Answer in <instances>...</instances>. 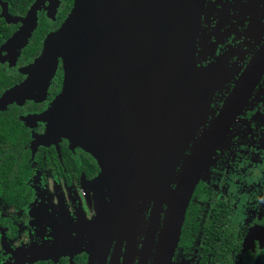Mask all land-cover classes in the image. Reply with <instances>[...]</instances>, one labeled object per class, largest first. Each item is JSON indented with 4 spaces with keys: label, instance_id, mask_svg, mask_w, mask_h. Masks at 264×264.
<instances>
[{
    "label": "water",
    "instance_id": "obj_1",
    "mask_svg": "<svg viewBox=\"0 0 264 264\" xmlns=\"http://www.w3.org/2000/svg\"><path fill=\"white\" fill-rule=\"evenodd\" d=\"M57 2L34 0L24 17H13L0 0V18L7 25H19L0 46L1 65L16 64L36 28L37 13L49 3L45 9L49 16ZM205 5L206 0H73L61 27L46 36L40 55L20 70L26 79L0 96V112L14 103L22 106L29 100L41 102L58 59L62 61L64 77L57 99L45 113L21 120L27 126L29 122L46 123L45 133L34 137L33 147L68 138L102 167L101 175L91 185L92 189H101L100 185L110 189L111 206H102V210L109 209V214L101 231L94 229L98 221L92 225L98 232L87 249V264L105 263L112 239L120 236L124 226L127 238H134L140 216L138 202L143 197L146 204H153L151 236L155 216L166 202L153 261L165 264L162 259L176 245L201 170L264 73V55L257 56L176 177L194 132L202 124L196 107L202 106L207 96L204 86L209 73L197 68L195 60L196 35ZM152 65L153 82L168 77L169 85L161 102L150 97L131 135V93L138 95ZM90 78L93 101L87 92Z\"/></svg>",
    "mask_w": 264,
    "mask_h": 264
},
{
    "label": "flooded vegetation",
    "instance_id": "obj_2",
    "mask_svg": "<svg viewBox=\"0 0 264 264\" xmlns=\"http://www.w3.org/2000/svg\"><path fill=\"white\" fill-rule=\"evenodd\" d=\"M57 1L49 16L45 11L49 3L37 13L34 32L39 15L51 24L57 23L44 36L40 53L46 36L58 31L72 9L73 0L67 10L63 0ZM11 26L16 27L14 32L19 28ZM33 33L14 66L0 64L17 76L14 85L26 79L20 70L40 55L31 60L20 59ZM261 55H264V0H206L196 35L195 60L197 68L209 73L204 86L208 94L207 115L194 144L190 143L178 165L176 177L229 100L236 83L255 57ZM63 77L62 61L58 59L41 102L29 100L22 106L9 105L17 108L14 117L24 129L22 166L28 174L24 186L15 189V193L0 189V264H87V249L98 232L92 225L96 221L101 223L109 214V209L102 210V206H111L110 189L103 185L101 189H92L91 185L102 173L99 162L68 138L33 147L34 137L45 133L46 123L29 122L27 126L21 120L49 110L61 93ZM229 140L230 146L226 147ZM3 143L0 138V145ZM139 205L145 206L147 212L139 216L132 243L124 226L120 236L112 239L104 264H153L166 202L162 203L158 217L155 216L152 236L153 204H146L143 197ZM162 261L264 264V73L201 170L188 199L176 245Z\"/></svg>",
    "mask_w": 264,
    "mask_h": 264
},
{
    "label": "trees",
    "instance_id": "obj_3",
    "mask_svg": "<svg viewBox=\"0 0 264 264\" xmlns=\"http://www.w3.org/2000/svg\"><path fill=\"white\" fill-rule=\"evenodd\" d=\"M8 5L9 14L12 16H24L29 6L34 0H1ZM70 6L71 0H63ZM60 20V19H59ZM58 20V21H59ZM57 27V23L51 24L46 21L43 15H39V22L36 31L33 33L32 40L27 48L24 49L20 57L21 61L31 60L37 57L41 50V43L50 30ZM15 26L7 25L0 18V46L12 35ZM18 81L17 76L11 71L5 70L0 65V96L4 91L12 87ZM16 107H7L0 112V138L4 143L0 145V189H10V193H15V189L24 186L27 172L22 166L23 147L26 146L24 129L20 125L16 114ZM21 129V130H20ZM23 131V132H22ZM20 157V161H17Z\"/></svg>",
    "mask_w": 264,
    "mask_h": 264
},
{
    "label": "rangeland",
    "instance_id": "obj_4",
    "mask_svg": "<svg viewBox=\"0 0 264 264\" xmlns=\"http://www.w3.org/2000/svg\"><path fill=\"white\" fill-rule=\"evenodd\" d=\"M208 7L209 9H211V3L208 4ZM127 44L129 45V47L132 48L133 46L132 42H129ZM129 53L130 52L128 50V54ZM91 72H93V70H91ZM154 73H155V68L152 65L147 69L144 75V79L142 82L143 85L139 89L138 95L136 93H133V94L131 93V99L129 102V106H130L129 129H130L131 135L135 133V131L137 130L139 126L140 121L142 120L141 112L143 111V108L146 106L147 102L150 101L151 98H152L151 100H156V101L161 102L163 99L164 89H166V87L169 85L168 77L165 80L159 77L157 80H155V82H153ZM92 78H93V75H92ZM91 82H92V79L90 78L89 84L87 85V92H88L89 99L93 101L95 93L93 91V84H91ZM138 87L139 86H137V88ZM151 90L153 92V96L150 94ZM90 105H93V104L90 103ZM207 105L208 104L204 101V104H202V106L196 107V110L199 112L198 118L202 121L201 122L202 124L204 122V118L207 115L206 108H205V106L207 107ZM194 112L196 114V111ZM125 120H126V117H125ZM202 124L201 126H198L197 131L194 132V139H195L197 132L201 130ZM154 134H157V133L155 132ZM231 135H232V132L229 133L228 137H230ZM156 141L157 142L159 141L157 137H155V142ZM193 144L194 142L192 143V145ZM225 145L226 147L230 146V140L226 141ZM145 160L146 158H143L142 162L145 163L146 162ZM156 161H158V159H156ZM137 212L139 215L143 216L144 213L147 212L146 207L139 205Z\"/></svg>",
    "mask_w": 264,
    "mask_h": 264
},
{
    "label": "bare ground",
    "instance_id": "obj_5",
    "mask_svg": "<svg viewBox=\"0 0 264 264\" xmlns=\"http://www.w3.org/2000/svg\"><path fill=\"white\" fill-rule=\"evenodd\" d=\"M104 221V222H103ZM101 223H99V224H97L96 225V229H101L102 227H103V225L106 223V219L104 218V220H103ZM102 224V225H101Z\"/></svg>",
    "mask_w": 264,
    "mask_h": 264
}]
</instances>
